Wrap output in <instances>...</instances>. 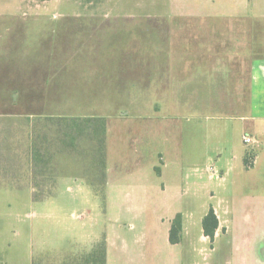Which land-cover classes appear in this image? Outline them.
<instances>
[{
  "label": "rangeland",
  "instance_id": "obj_1",
  "mask_svg": "<svg viewBox=\"0 0 264 264\" xmlns=\"http://www.w3.org/2000/svg\"><path fill=\"white\" fill-rule=\"evenodd\" d=\"M261 1L264 0H0V20L9 23L36 19L40 24L28 25L31 33L25 35L0 34V264H32L33 260L35 264H50L47 261L50 246L60 253H78L86 244L79 234H87L102 225V216L98 217L92 209L94 202L86 201L89 188L77 178L94 181L99 189L102 188L108 131L104 148L99 139L86 132L77 150L68 149L67 153L57 155L53 171L57 178H61L58 186L55 185L56 198L35 201L33 183L41 185L39 191L44 194L42 196L50 193V188L56 183L55 177H35L33 173L31 126L37 125L41 133L47 135L49 144H45V149L48 147L50 150V139H54L50 134V128L55 129L54 124L38 119L39 113H98L105 121L108 118L106 130H109L110 117L135 115L138 118L134 121L139 124L148 123V116H155L149 126L166 125L172 144L178 145L184 155L186 153L184 162L189 160L193 140L202 172L213 165L209 157H213L218 147L230 148L232 145L235 149L244 148L243 139L234 133L232 122H227L225 117L220 122L209 119L219 114L230 116L232 110L227 111V107L220 105L176 110L171 106L168 73L164 74L167 80L163 90L157 89L159 84L152 76L157 69H167L169 65L165 64L169 59L162 57L160 52H170L174 48L171 45L177 29L175 23L181 18L212 21L253 17L255 13H261ZM78 19L86 20V26L80 25ZM251 27L248 26V31ZM7 28L9 32L23 29L14 25ZM84 30L89 34H78ZM94 31L97 35H92ZM249 34L264 43V31ZM79 52L82 58H78ZM250 62L248 57V69ZM64 66L75 73L82 67L92 72L99 69L98 77H102L101 83L106 85L103 88L107 89L103 90L107 92L105 95L99 90L102 106L98 107L93 102L86 106L66 105L68 100H63V95L70 90L66 92L62 87L66 89L69 78H72L75 83L71 85L79 89L82 84L79 85L76 78L84 77V73L62 75ZM199 75L208 77V74ZM148 81L150 87L149 84L146 86ZM2 83L6 85L2 86ZM47 85H51V106L46 108L43 105ZM71 92L74 94L76 91ZM109 93L112 100L106 97ZM214 98L216 102L218 98ZM89 109L90 112H85ZM214 124L226 130L228 145L223 138L213 134ZM162 135L164 132L150 133L149 146L153 147L154 141L161 140ZM224 156L231 158L229 153ZM69 184L76 188L74 192L66 190ZM213 203L216 201L213 202L210 195L202 194L188 210H192L195 218L199 219ZM65 212H69L67 220ZM70 212L78 216L85 214V217L71 219ZM50 227L56 233L50 235ZM65 228L74 230L72 242L65 238ZM199 230L200 224L197 233L193 232L197 264H226L225 261H216L222 257L221 249L213 253L210 242L198 239ZM100 250L101 247L97 252Z\"/></svg>",
  "mask_w": 264,
  "mask_h": 264
},
{
  "label": "crops",
  "instance_id": "obj_2",
  "mask_svg": "<svg viewBox=\"0 0 264 264\" xmlns=\"http://www.w3.org/2000/svg\"><path fill=\"white\" fill-rule=\"evenodd\" d=\"M260 4L261 13H255L253 17H228L212 21L181 18L175 23L177 29L173 42L171 40V47L174 48L170 52H160L162 57L169 59V63L165 62L169 65L167 69H157L152 76L159 84L157 89L163 90L167 80L165 73H168L171 106L176 110L181 107L219 105L227 107V111L232 110L230 116L219 114L209 119L220 122L225 117L227 122H232L234 133L243 139L244 148L235 149L230 145V148L221 150L218 147L213 157H209L213 165L202 172L193 140L189 160L184 162L186 153L184 155L178 145L172 144L166 125L149 126L155 116H148V123L139 124L134 121L138 118L135 115H122L119 119L110 117L102 188L99 189L94 181L77 178L89 188L86 201L94 202L92 209L98 217L102 216V225L87 234H79L86 244L78 253H60L50 246V257L47 258L50 264H87L84 261H93L88 264H197L193 232L197 233L199 224L198 239L204 243L210 242L213 253L221 249L222 257L216 261L264 264V43L248 35V32L264 31V1ZM8 22L0 20V34L3 36L5 32L9 35L29 34L27 26L39 24L36 19ZM78 22L86 26V20L78 19ZM68 24L71 25V22ZM13 25L23 29L9 32L7 26ZM248 26H252L251 32ZM95 32L92 35H97ZM54 33L57 35L56 31ZM78 34L89 33L84 30ZM78 55V58H82L80 52ZM248 57L251 58L249 69ZM82 69L75 73L68 66L62 68V75L84 73V77H75L76 82L82 84L79 89L71 85L75 82L69 78L66 89L62 88L70 92L63 95V100H68L66 105L70 106H86L88 102L102 106L99 92L102 91L100 94L103 95L107 92L103 91L106 85L101 83L102 77H98L99 69L93 72L85 67ZM199 74H208V77ZM148 84L150 87V81L146 86ZM108 89L112 90L110 87ZM71 90L76 92L72 94ZM214 96L218 98L216 102ZM106 97L112 100L111 93ZM44 98L43 106H51V85H47ZM100 116L98 113L50 112L39 113L37 118L62 117L79 122L85 118H104ZM213 127V134L223 138L228 145L226 130L216 124ZM156 132H164V135L150 147L148 135H155ZM247 137L252 139L250 144L244 142ZM226 153L231 158L225 157ZM248 154L252 156L250 166L245 162ZM60 178H56V187ZM66 187L68 192L76 190L70 184ZM56 192L57 188L50 200L56 198ZM202 194L210 195V199L216 203L211 204L197 219L188 208ZM211 209L218 221L216 230L212 229L213 225L210 227V231H214L213 239L205 234L203 227V221ZM67 213L65 220L69 217ZM69 215L76 220L85 217V214L78 216L75 212ZM177 216L181 217L182 230L180 242L173 244L170 233ZM73 231L72 228H65V238H69L70 242L75 235ZM52 233H56V230L50 227V235ZM99 247L101 250L97 252ZM32 264H35L34 260Z\"/></svg>",
  "mask_w": 264,
  "mask_h": 264
},
{
  "label": "trees",
  "instance_id": "obj_3",
  "mask_svg": "<svg viewBox=\"0 0 264 264\" xmlns=\"http://www.w3.org/2000/svg\"><path fill=\"white\" fill-rule=\"evenodd\" d=\"M38 119H41L38 117ZM46 121H50L54 124L55 129L52 130L50 128V134L54 136V139H50V150L47 147L45 149V144L48 145L47 135L41 133L40 128L38 126H31L32 129V160L34 169L33 173L35 177L37 176H49L50 179H56V175H54V159L57 155H63L68 149H78L79 142L85 136L86 132L91 133L94 139H99L101 143V147L104 148L105 145V136H106V121L104 118H85L79 122L69 121L67 118H44ZM39 139L42 141L39 142ZM45 140V141H44ZM49 140V139H48ZM53 148V149H52ZM252 156L248 154L245 162L247 166L251 165L250 160ZM32 188L34 190V200L35 201H43L53 195L56 190L55 184L54 187L50 188V193L45 196L39 188H41L40 184L33 183ZM213 225V230H216L218 227V221L216 216L214 215V211L211 209L209 214L205 217L203 221V227L205 234L210 236L213 239L214 231H210V227ZM182 230V222L181 217L177 216L173 222L170 240L173 244L180 242V234Z\"/></svg>",
  "mask_w": 264,
  "mask_h": 264
},
{
  "label": "built area",
  "instance_id": "obj_4",
  "mask_svg": "<svg viewBox=\"0 0 264 264\" xmlns=\"http://www.w3.org/2000/svg\"><path fill=\"white\" fill-rule=\"evenodd\" d=\"M244 142L246 144H250L252 142V139L250 137H247V138L244 139Z\"/></svg>",
  "mask_w": 264,
  "mask_h": 264
}]
</instances>
